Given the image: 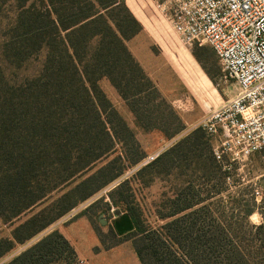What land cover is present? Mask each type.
<instances>
[{
	"label": "trees",
	"instance_id": "trees-1",
	"mask_svg": "<svg viewBox=\"0 0 264 264\" xmlns=\"http://www.w3.org/2000/svg\"><path fill=\"white\" fill-rule=\"evenodd\" d=\"M142 30L126 0H0V228L14 226L10 236L0 233V259L142 160L135 134L100 81L110 82L141 130H158L168 139L184 130L127 46ZM40 57L39 70L20 77ZM192 137L157 162L168 167L175 156L184 158L193 145L182 146ZM116 161L119 169L112 167ZM220 165L211 148L209 181L225 177ZM207 193L203 197L188 182L158 212L167 221L158 229L143 230L138 215L128 211L115 217L138 232L140 243L133 244L142 264H264V211L263 223L241 240L240 224L227 220L237 216L246 225L254 199L235 201L228 215L224 205L208 202L221 192ZM77 257L54 230L6 264H68Z\"/></svg>",
	"mask_w": 264,
	"mask_h": 264
},
{
	"label": "rangeland",
	"instance_id": "rangeland-1",
	"mask_svg": "<svg viewBox=\"0 0 264 264\" xmlns=\"http://www.w3.org/2000/svg\"><path fill=\"white\" fill-rule=\"evenodd\" d=\"M132 1L135 3L134 14L142 24L143 30L140 35L129 40L127 46L156 85L165 102L178 115L184 130L171 139L158 130H141L110 82L107 79L100 81L101 89L135 134L143 152L142 160L136 165L125 167L121 176L33 239L17 245L0 259V264L11 261L54 230H59L76 251L77 260L68 264H132V251L135 250L133 243H140L141 238L136 235L138 232L133 230L119 234L118 231L131 228V223L120 218L115 228L110 223V220L116 217L115 212L128 211L137 214L143 230L158 229L167 222L158 217V212L191 181L201 190L203 197L209 194L208 190L221 192L208 202L224 205L228 215L231 214L230 208L236 206L235 201L253 198V189L257 188L260 200L255 202V210L247 218L246 225H241L237 216L228 219L227 223L240 224L237 235L241 240L249 238L248 235L251 231L254 232V227L263 223L260 212L264 211V162L260 155L256 154L242 164L234 163L229 173V181L228 174L223 170L221 172L224 173V178L213 181L207 179L208 162L214 143L200 125L211 111L233 98L237 93L235 82L225 77L219 60L211 53L213 50L210 47L186 44L175 33L165 9L167 0ZM41 61L40 57L29 62L20 71V77L22 74H34L39 70ZM152 104L157 105L158 102L154 101ZM161 110L165 114L170 111L165 106H162ZM156 124L162 125L159 122ZM174 126L171 124L169 127ZM199 130L201 132L196 133ZM193 134L196 137L189 138L182 146L185 151L188 146L193 145L190 151L183 153L184 158L178 152L181 158L175 156L174 164L168 167L164 162H157L166 151ZM123 149L120 144L116 146L118 154L123 152ZM152 156L157 158L145 164V160ZM102 163L105 164L106 161ZM119 164L120 162L116 161L112 165L113 169H119ZM99 167L98 165L92 172ZM30 216L31 214L23 216L21 222ZM13 228L14 226L1 225V236H10ZM119 246L121 249L110 251ZM242 246H246V243L243 242ZM248 251L249 249H244V253Z\"/></svg>",
	"mask_w": 264,
	"mask_h": 264
},
{
	"label": "built area",
	"instance_id": "built-area-1",
	"mask_svg": "<svg viewBox=\"0 0 264 264\" xmlns=\"http://www.w3.org/2000/svg\"><path fill=\"white\" fill-rule=\"evenodd\" d=\"M165 9L181 40L210 47L237 86L233 98L200 125L229 181L234 163L256 154L264 162V0H167ZM251 195L258 203L259 190Z\"/></svg>",
	"mask_w": 264,
	"mask_h": 264
},
{
	"label": "crops",
	"instance_id": "crops-1",
	"mask_svg": "<svg viewBox=\"0 0 264 264\" xmlns=\"http://www.w3.org/2000/svg\"><path fill=\"white\" fill-rule=\"evenodd\" d=\"M126 3H127V6L130 8V10L132 11V13L134 14L135 11H134L133 8H135V7H134V6H135V3H134L132 0H126ZM134 15H135V14H134ZM135 17H137V16L135 15ZM140 33H141V32H140ZM140 33H139L138 35H140ZM138 35H136V36H138ZM117 219H118V218H114L113 220H110V223H111L112 225H114V227L116 226ZM115 228H116V227H115ZM128 230H132V229H131V228H129V229L126 228V229H124V230H120V231H118V233L122 235V234H125V233L129 232ZM116 231H117V229H116ZM120 247H121V246L116 247V248H114V249H112V250H110V251H116V250H119V249H121ZM132 253H133V255H134V259L132 258V264H142V263L140 262L138 256L136 255L135 250H133Z\"/></svg>",
	"mask_w": 264,
	"mask_h": 264
},
{
	"label": "water",
	"instance_id": "water-1",
	"mask_svg": "<svg viewBox=\"0 0 264 264\" xmlns=\"http://www.w3.org/2000/svg\"><path fill=\"white\" fill-rule=\"evenodd\" d=\"M121 214L120 211L115 212V216H119Z\"/></svg>",
	"mask_w": 264,
	"mask_h": 264
}]
</instances>
